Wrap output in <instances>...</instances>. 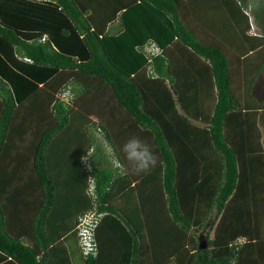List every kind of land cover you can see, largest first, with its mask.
Listing matches in <instances>:
<instances>
[{
  "label": "trees",
  "instance_id": "trees-1",
  "mask_svg": "<svg viewBox=\"0 0 264 264\" xmlns=\"http://www.w3.org/2000/svg\"><path fill=\"white\" fill-rule=\"evenodd\" d=\"M250 30L240 0H0V264H264ZM132 136L158 157L147 174Z\"/></svg>",
  "mask_w": 264,
  "mask_h": 264
},
{
  "label": "crops",
  "instance_id": "crops-1",
  "mask_svg": "<svg viewBox=\"0 0 264 264\" xmlns=\"http://www.w3.org/2000/svg\"><path fill=\"white\" fill-rule=\"evenodd\" d=\"M240 1L244 5V13L248 15L249 22L251 23V30L249 32L254 33V34L264 33V23H263L264 22V0H240ZM207 10H208V13L213 14L216 18L220 17V19L223 21V24H221L218 28L215 27L214 30H231L230 23L233 22L234 15L224 5L218 6L214 3V6L209 7ZM203 30H209V29L205 28ZM235 47H229V48L232 50ZM239 49L240 48H238L237 50L240 51ZM263 74H264V70L260 71L256 79L254 80L253 90H252V94L254 95H255V92H254L255 85L257 81L259 80L260 76H262ZM259 99L261 101L263 100L262 97ZM263 146H264V143H263Z\"/></svg>",
  "mask_w": 264,
  "mask_h": 264
},
{
  "label": "clouds",
  "instance_id": "clouds-1",
  "mask_svg": "<svg viewBox=\"0 0 264 264\" xmlns=\"http://www.w3.org/2000/svg\"><path fill=\"white\" fill-rule=\"evenodd\" d=\"M120 150L124 154L129 170L133 174H147L158 162V157L152 152L149 145L136 136L129 137L121 145Z\"/></svg>",
  "mask_w": 264,
  "mask_h": 264
},
{
  "label": "built area",
  "instance_id": "built-area-1",
  "mask_svg": "<svg viewBox=\"0 0 264 264\" xmlns=\"http://www.w3.org/2000/svg\"><path fill=\"white\" fill-rule=\"evenodd\" d=\"M147 52L157 53L159 52V48L154 43H150L147 46ZM89 189L91 191L94 189L93 181L91 180ZM102 215L103 214L98 212L96 208H93L83 213L79 217L77 235L81 252L86 256L89 254L95 255L97 252V243L94 236V230L98 225Z\"/></svg>",
  "mask_w": 264,
  "mask_h": 264
},
{
  "label": "rangeland",
  "instance_id": "rangeland-1",
  "mask_svg": "<svg viewBox=\"0 0 264 264\" xmlns=\"http://www.w3.org/2000/svg\"><path fill=\"white\" fill-rule=\"evenodd\" d=\"M255 96L258 98L262 97V101L264 102V74L262 76H260L259 80L257 81L256 85H255ZM258 126L260 127V125L258 124ZM261 129V128H260ZM262 132V137H263V143H264V129L261 130ZM112 160H114L113 156H110ZM116 162V160H115ZM199 233V232H198Z\"/></svg>",
  "mask_w": 264,
  "mask_h": 264
},
{
  "label": "water",
  "instance_id": "water-1",
  "mask_svg": "<svg viewBox=\"0 0 264 264\" xmlns=\"http://www.w3.org/2000/svg\"><path fill=\"white\" fill-rule=\"evenodd\" d=\"M204 245H205V243H204V241H203V243H202V241H200V248H203L204 247Z\"/></svg>",
  "mask_w": 264,
  "mask_h": 264
}]
</instances>
